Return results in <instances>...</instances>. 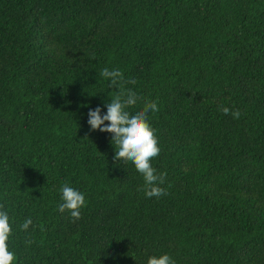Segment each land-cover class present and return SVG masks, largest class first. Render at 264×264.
Segmentation results:
<instances>
[{"label": "trees", "instance_id": "trees-1", "mask_svg": "<svg viewBox=\"0 0 264 264\" xmlns=\"http://www.w3.org/2000/svg\"><path fill=\"white\" fill-rule=\"evenodd\" d=\"M104 68L158 105L166 195L90 128ZM0 204L16 264H264V0H0Z\"/></svg>", "mask_w": 264, "mask_h": 264}, {"label": "clouds", "instance_id": "clouds-1", "mask_svg": "<svg viewBox=\"0 0 264 264\" xmlns=\"http://www.w3.org/2000/svg\"><path fill=\"white\" fill-rule=\"evenodd\" d=\"M99 75L110 80V86L118 91L105 105L107 114L102 115L100 107L89 111L88 123L91 130L112 135L111 142L116 149L114 159L134 164L144 179L143 191L148 198L166 195V190L159 185L165 183L167 173L157 174L156 169L152 167V160L159 156L160 148L148 114L159 111L157 103L148 102L142 110L133 114L128 109L136 105L139 97L133 90L125 88V83L135 81H125L121 71L108 68H104ZM220 111L225 115L231 114L234 119H239L241 116L239 110L233 112L227 107H222ZM60 191L63 202L59 205V211L62 213L68 211L75 222L81 218V210L86 207L85 196L67 183L62 185ZM3 207L0 204V264H16L15 253L10 250L8 243L12 236V226ZM32 224V219L28 218L20 227L27 232ZM33 242L28 241V243ZM148 264H175V261L165 254L160 257H150Z\"/></svg>", "mask_w": 264, "mask_h": 264}]
</instances>
